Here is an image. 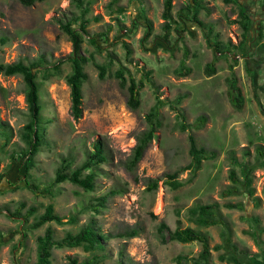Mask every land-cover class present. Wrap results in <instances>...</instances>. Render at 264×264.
<instances>
[{
    "label": "rangeland",
    "instance_id": "374dc122",
    "mask_svg": "<svg viewBox=\"0 0 264 264\" xmlns=\"http://www.w3.org/2000/svg\"><path fill=\"white\" fill-rule=\"evenodd\" d=\"M84 1L90 2L81 43L87 78L82 84V115L75 119L65 81L72 45L60 22L78 14V9L71 0H43L29 6L0 0V37L6 39L0 44V62H39L40 68L34 70L41 103V144L29 164L21 137L30 118L26 86L20 74L0 72V264H37L36 238L47 226L59 240L89 221L107 235L104 248L94 252L100 256L96 264H177V255H198V241H169L167 230L163 231L166 241L161 242L160 223L170 230L188 226L203 231L211 248L209 264H228L223 250L212 249L221 242L222 227L199 226L190 213L191 207L212 202L218 203L231 240L247 249L251 264H262L264 165H257L264 155L259 157L256 146L264 147V0H203L198 18L204 28L183 9L188 0H172L167 29L162 18L164 0ZM244 9L252 19L247 33L239 22ZM216 42L221 53L214 47ZM240 42L246 43L244 51L237 48ZM93 62L109 65L103 78ZM210 63L213 73L206 71ZM119 67L136 80L143 71H151L136 109L126 103L127 82L122 85L115 77ZM231 79L243 97L241 109L230 102ZM157 100L161 125L140 160L128 168L137 137L148 129L145 115ZM179 111L188 124L205 116L200 128L190 130L197 146L213 156L204 159L196 172L179 171L176 180L181 185L172 187L165 182L166 175L190 161L188 130L176 126ZM96 140L102 141L107 158L91 169L93 189L86 191L68 180L53 183L61 158H70L72 167L78 165ZM245 164L255 165L250 173L252 196L230 179L232 171L242 181ZM26 179L37 187L29 188ZM152 180L157 185L149 189ZM231 185L238 191L224 194ZM104 195L106 201L98 211L88 207ZM20 202L22 214L30 206L35 208L25 225L22 217L8 215ZM49 203L60 216L76 215V222L27 228ZM227 203L237 205L227 207ZM130 228L138 229V234L120 235ZM91 254L80 246H54L50 260L69 264L68 257L81 262Z\"/></svg>",
    "mask_w": 264,
    "mask_h": 264
},
{
    "label": "trees",
    "instance_id": "16d2710c",
    "mask_svg": "<svg viewBox=\"0 0 264 264\" xmlns=\"http://www.w3.org/2000/svg\"><path fill=\"white\" fill-rule=\"evenodd\" d=\"M21 4L25 6L32 5L36 1L43 0H18ZM74 6L78 9V14H73L70 19L60 22V27L64 33L67 34L69 40L71 41L72 51L68 56L70 62V71L65 76V81L70 90V112L71 115L77 119L82 115V84L87 78V74L84 71V63L87 61L86 56L81 52V43L83 35L87 33V24L89 18L86 17L88 13L89 1L84 0H71ZM204 8L203 0H188L187 4L184 6L185 12L191 15L192 21L201 27H206L205 24L198 18V13L200 9ZM120 10L122 8H119ZM172 0H164L162 18L165 20L164 28L169 27V22L172 20L171 15ZM97 19V17H94ZM251 14L248 9L241 10L239 12V22L244 30V33L248 31V24L251 22ZM207 28L211 29V24L207 25ZM246 39V36H244ZM6 39L0 37V44L5 43ZM91 43L96 46L94 38L90 39ZM245 42H240L237 48L240 51H244ZM214 47L218 53L222 52V47L219 43H215ZM93 61V60H92ZM95 67L98 69L99 78H103L105 75V70L108 64H99L93 62ZM110 64V62H109ZM55 70L58 69V64H54ZM40 68L39 62L24 63L22 61H16L12 63H1L0 62V72L4 75H14L20 74L26 86V100L28 103L30 118L28 122L23 126L21 137L26 143V148L24 154L27 155L29 164L32 163L33 157L37 154L38 148L41 144V134L39 128L40 122V111L41 103L39 100V84L36 82V70ZM46 70V68L44 69ZM215 70L213 63L206 65L207 73H213ZM127 73V78L124 74ZM151 71H143L142 76L139 80H136L124 67H119L115 71V77H117L121 84L124 85L127 82V100L126 103L131 109H136L140 104V90L145 82H149V75ZM234 79V75H233ZM228 94L230 97L231 104L236 109H241L243 104V97L240 95L238 88L235 86L234 81H228ZM179 120L176 126L181 131L188 130V141H189V155L190 161L179 169L172 173H168L165 182L172 187H178L181 182L176 180L177 174L183 169H190L192 172H196L200 169L201 163L204 159H208L213 156L211 151L206 150L202 146H197L195 137L191 133L190 128H200L205 122V116L200 115L197 117L193 124H188L185 122L184 115L181 111L177 114ZM145 119L148 124V129L143 131L137 137V144L134 148L131 158L127 162V167H133L141 158L143 151L147 144L154 138L156 129L161 125V117L159 112L158 100L150 108L149 112L145 115ZM256 151L259 157L264 155V147L261 145L256 146ZM85 159L82 160L78 165L72 167V160L67 157L61 158L59 167L56 170L53 183L62 182L68 180L69 182L80 186L86 191H91L94 186L95 173L91 170L93 167L97 166L103 162L107 156L103 147L101 140H96L93 143L92 149L85 152ZM264 160H259L257 166H263ZM255 165L245 164V174L242 181H239L234 172H230V179L233 184H241L244 191L249 195H253V188L250 187L251 177L250 173ZM26 185L30 188H36L34 183H31L26 179ZM156 181L152 180L148 184L149 189L156 187ZM238 191L235 185L229 186L223 191L224 194H233ZM50 192V191H49ZM116 193L115 190L111 191ZM254 199H257L254 197ZM106 201V195L97 198L95 204H89L88 207L92 208L94 211H98L99 207H103ZM237 204L227 203V207H234ZM24 207V203L20 202L18 206L11 212L9 216L13 218L22 217V223L24 225L28 221V217L35 212V208L30 206L25 214L20 211ZM1 211V208H0ZM9 211V210H8ZM191 216L197 225L199 226H211L220 225L222 230L220 232L221 242L215 244L212 249L223 250V259L228 264H251L252 260L250 258L249 252L245 248H239L236 243L231 240V233L228 224L221 216L219 205L217 202H212L209 204H198L190 208ZM48 222H55L57 224L64 223H75L76 215L72 214L68 218L60 216L54 211L52 203L46 205L44 211L37 215L32 222H30L26 227L36 229ZM167 230L169 241H178L182 243L198 241L201 244V250L197 256H186L177 255L174 261L177 264H182L186 262L188 264H209L210 261V251L208 235L199 229H194L191 227H176L174 230L167 228L166 224L160 223L158 226V233L161 242H165V237L163 236V231ZM138 234V229L130 228L124 231L123 236L134 237ZM1 236V233H0ZM107 238V235L98 232L94 226L93 221H89L79 227L75 232H66L63 237L59 240L54 239V233L51 227L47 226L42 235L37 236V264H51V249L52 247H82L85 251L92 253L89 257L79 262L75 257H68L69 264H96L100 261V256L94 253L96 250H102L104 248L103 241ZM261 255L263 257L262 264H264V242H259ZM116 264H122L120 262Z\"/></svg>",
    "mask_w": 264,
    "mask_h": 264
}]
</instances>
